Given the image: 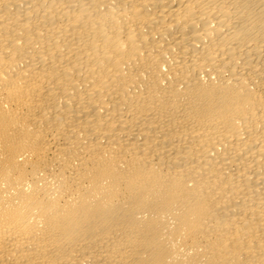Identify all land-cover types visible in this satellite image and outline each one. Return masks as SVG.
Here are the masks:
<instances>
[{"label": "bare ground", "instance_id": "1", "mask_svg": "<svg viewBox=\"0 0 264 264\" xmlns=\"http://www.w3.org/2000/svg\"><path fill=\"white\" fill-rule=\"evenodd\" d=\"M0 264H264V0H0Z\"/></svg>", "mask_w": 264, "mask_h": 264}]
</instances>
